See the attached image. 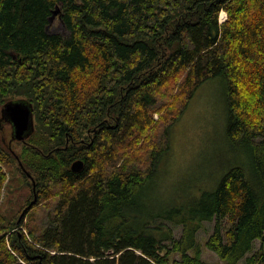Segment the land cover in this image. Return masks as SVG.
Masks as SVG:
<instances>
[{
    "label": "trees",
    "instance_id": "16d2710c",
    "mask_svg": "<svg viewBox=\"0 0 264 264\" xmlns=\"http://www.w3.org/2000/svg\"><path fill=\"white\" fill-rule=\"evenodd\" d=\"M218 77L248 164L152 210L172 126ZM11 100L35 127L14 146L0 130V264H209L205 222L226 264H264V0H0L1 111ZM16 179L29 192L7 212Z\"/></svg>",
    "mask_w": 264,
    "mask_h": 264
},
{
    "label": "rangeland",
    "instance_id": "374dc122",
    "mask_svg": "<svg viewBox=\"0 0 264 264\" xmlns=\"http://www.w3.org/2000/svg\"><path fill=\"white\" fill-rule=\"evenodd\" d=\"M226 17L225 13L223 20ZM51 29L65 32L58 22V16ZM2 116L0 107L1 136L4 142L14 146L13 125L10 121H4ZM227 119L226 84L223 78L204 82L172 126L171 151L162 157L158 179L144 190L142 197L152 210L189 202L204 191L213 190L234 164H248L246 152L235 149L227 137ZM21 186L19 179H16L9 188L4 189L2 210L8 212L10 208L22 205L29 188ZM22 216L23 213L19 221ZM213 229L214 222H205L198 233V240L202 242V256L209 264H226L205 244ZM176 232L179 238L181 228H177ZM260 245L261 241H257L256 248ZM238 264H243V261Z\"/></svg>",
    "mask_w": 264,
    "mask_h": 264
},
{
    "label": "water",
    "instance_id": "95a60500",
    "mask_svg": "<svg viewBox=\"0 0 264 264\" xmlns=\"http://www.w3.org/2000/svg\"><path fill=\"white\" fill-rule=\"evenodd\" d=\"M60 12L61 8L57 5L52 17H57ZM2 115L3 119L5 118L13 125V139L24 141L34 131L35 124L32 104L24 100L8 101L2 109ZM83 168V160H76L72 164V170L75 172H80Z\"/></svg>",
    "mask_w": 264,
    "mask_h": 264
},
{
    "label": "clouds",
    "instance_id": "9594fccd",
    "mask_svg": "<svg viewBox=\"0 0 264 264\" xmlns=\"http://www.w3.org/2000/svg\"><path fill=\"white\" fill-rule=\"evenodd\" d=\"M222 14H223V12H222ZM222 16V15H221ZM227 18V17H226ZM222 19V18H221ZM223 20V19H222Z\"/></svg>",
    "mask_w": 264,
    "mask_h": 264
}]
</instances>
